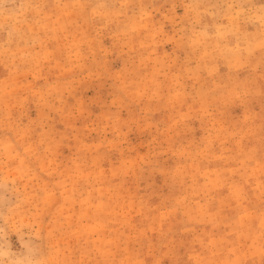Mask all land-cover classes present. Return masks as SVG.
I'll use <instances>...</instances> for the list:
<instances>
[{"label": "rangeland", "instance_id": "rangeland-1", "mask_svg": "<svg viewBox=\"0 0 264 264\" xmlns=\"http://www.w3.org/2000/svg\"><path fill=\"white\" fill-rule=\"evenodd\" d=\"M0 264H264V0H0Z\"/></svg>", "mask_w": 264, "mask_h": 264}]
</instances>
